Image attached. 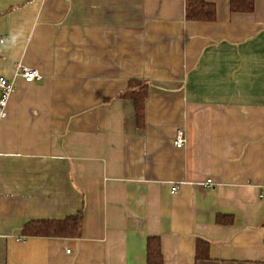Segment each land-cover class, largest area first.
<instances>
[{"label": "crops", "instance_id": "0c3cea01", "mask_svg": "<svg viewBox=\"0 0 264 264\" xmlns=\"http://www.w3.org/2000/svg\"><path fill=\"white\" fill-rule=\"evenodd\" d=\"M205 1L210 22L185 0H0V264H146L150 239L162 264H264V0ZM80 212L75 237L21 233Z\"/></svg>", "mask_w": 264, "mask_h": 264}, {"label": "trees", "instance_id": "16d2710c", "mask_svg": "<svg viewBox=\"0 0 264 264\" xmlns=\"http://www.w3.org/2000/svg\"><path fill=\"white\" fill-rule=\"evenodd\" d=\"M185 18L187 20L213 21L215 19V7L205 0H185ZM231 12H251L254 0H229ZM148 85L145 82L131 80L127 90L121 94L124 99L133 103L137 121L143 122L144 106L147 97ZM81 212L58 221H37L25 224L21 233L25 236H42L68 238L78 234L81 224ZM146 264H162V256L159 250L158 240L150 239L147 243Z\"/></svg>", "mask_w": 264, "mask_h": 264}, {"label": "built area", "instance_id": "2783aa9c", "mask_svg": "<svg viewBox=\"0 0 264 264\" xmlns=\"http://www.w3.org/2000/svg\"><path fill=\"white\" fill-rule=\"evenodd\" d=\"M15 76L23 79L26 83L41 82L43 79V76L37 70L24 66H19L16 69ZM13 90V82L7 78L0 77V119L4 118L6 115L7 102ZM173 144L178 149L184 147L185 137L181 130L176 132ZM207 183H210V180H207ZM175 190L176 187H173L171 192H174ZM259 197L263 198V195L261 194Z\"/></svg>", "mask_w": 264, "mask_h": 264}]
</instances>
